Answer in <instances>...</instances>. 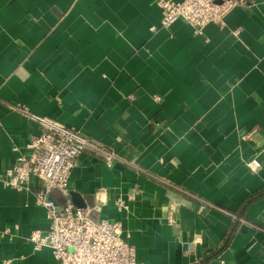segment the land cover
I'll list each match as a JSON object with an SVG mask.
<instances>
[{
  "label": "crops",
  "instance_id": "0c3cea01",
  "mask_svg": "<svg viewBox=\"0 0 264 264\" xmlns=\"http://www.w3.org/2000/svg\"><path fill=\"white\" fill-rule=\"evenodd\" d=\"M160 18L153 0H0V177L42 130L19 104L117 155L83 152L68 195L49 197L78 193L120 222L138 261L264 264V0L201 36ZM42 186L0 183V231L15 233L0 236V264H57L28 240L49 223Z\"/></svg>",
  "mask_w": 264,
  "mask_h": 264
},
{
  "label": "built area",
  "instance_id": "2783aa9c",
  "mask_svg": "<svg viewBox=\"0 0 264 264\" xmlns=\"http://www.w3.org/2000/svg\"><path fill=\"white\" fill-rule=\"evenodd\" d=\"M161 11L160 26L167 28L178 19L191 26L196 35H203L206 25L212 23L225 27V18L232 8L243 5L246 0H153ZM152 30L155 27H151ZM159 101L160 97H153ZM13 109L29 115L38 121L41 132L26 144L28 155H20L12 168L7 169L0 183L4 186L22 190L31 175L40 178L43 186L35 193V204L46 209L49 220L44 231L33 230L28 240L36 250L48 247L57 264H145L136 258L134 247L122 236L120 222L91 216L89 207H77L66 200L58 205L49 197L51 189H58L68 195L71 170L77 165L78 158L85 152L101 156L108 166L117 159V155L101 143L65 127L46 117L30 115L21 105H12ZM13 149H17L16 146ZM251 171L260 168L257 158L247 162ZM118 207H124L125 201L119 200ZM57 207H60L58 211ZM173 212L169 222H174ZM18 225L13 229L17 232ZM0 236L9 239L15 233L9 227L0 231ZM2 264H7L3 262Z\"/></svg>",
  "mask_w": 264,
  "mask_h": 264
},
{
  "label": "water",
  "instance_id": "95a60500",
  "mask_svg": "<svg viewBox=\"0 0 264 264\" xmlns=\"http://www.w3.org/2000/svg\"><path fill=\"white\" fill-rule=\"evenodd\" d=\"M71 196V202L72 204H74L77 207H92L93 203H88V202H84L81 201V199L79 198V194L75 193V192H70L69 193ZM84 199V198H83ZM58 211L60 210V207H57Z\"/></svg>",
  "mask_w": 264,
  "mask_h": 264
}]
</instances>
